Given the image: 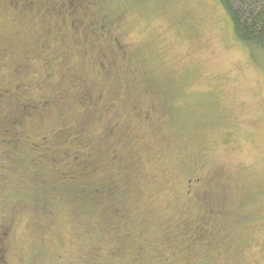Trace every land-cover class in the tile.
<instances>
[{"label":"rangeland","instance_id":"rangeland-1","mask_svg":"<svg viewBox=\"0 0 264 264\" xmlns=\"http://www.w3.org/2000/svg\"><path fill=\"white\" fill-rule=\"evenodd\" d=\"M0 264H264V56L217 0H0Z\"/></svg>","mask_w":264,"mask_h":264},{"label":"trees","instance_id":"trees-1","mask_svg":"<svg viewBox=\"0 0 264 264\" xmlns=\"http://www.w3.org/2000/svg\"><path fill=\"white\" fill-rule=\"evenodd\" d=\"M231 25L234 40L255 45L264 56V0H217Z\"/></svg>","mask_w":264,"mask_h":264}]
</instances>
